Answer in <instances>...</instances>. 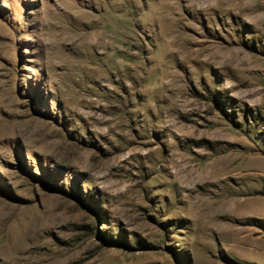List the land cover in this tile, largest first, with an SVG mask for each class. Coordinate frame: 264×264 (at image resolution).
<instances>
[{
	"label": "rangeland",
	"instance_id": "obj_1",
	"mask_svg": "<svg viewBox=\"0 0 264 264\" xmlns=\"http://www.w3.org/2000/svg\"><path fill=\"white\" fill-rule=\"evenodd\" d=\"M197 1L0 0V264L252 263L264 0Z\"/></svg>",
	"mask_w": 264,
	"mask_h": 264
},
{
	"label": "bare ground",
	"instance_id": "obj_2",
	"mask_svg": "<svg viewBox=\"0 0 264 264\" xmlns=\"http://www.w3.org/2000/svg\"><path fill=\"white\" fill-rule=\"evenodd\" d=\"M206 2H207L206 0H198L196 5L201 7L202 9L208 10L209 6L204 7V4H206ZM207 48L208 47H206V49ZM203 49L204 48H201L200 50H198L197 54H200L201 52H203L204 51ZM209 49L211 48L209 47ZM213 165H214L213 163H210L204 170H201V171L190 169L185 164L180 165V171L178 170L179 176H180L179 181L183 184L202 183L204 181H209V180L211 182L213 178H216L215 175L219 172L216 169H213Z\"/></svg>",
	"mask_w": 264,
	"mask_h": 264
},
{
	"label": "crops",
	"instance_id": "obj_3",
	"mask_svg": "<svg viewBox=\"0 0 264 264\" xmlns=\"http://www.w3.org/2000/svg\"><path fill=\"white\" fill-rule=\"evenodd\" d=\"M245 235L253 251L251 264H264V219L250 224Z\"/></svg>",
	"mask_w": 264,
	"mask_h": 264
}]
</instances>
